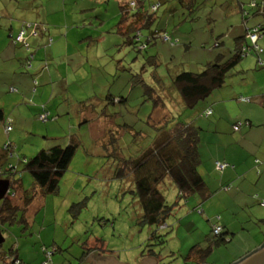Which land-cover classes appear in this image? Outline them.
<instances>
[{
	"label": "rangeland",
	"instance_id": "obj_1",
	"mask_svg": "<svg viewBox=\"0 0 264 264\" xmlns=\"http://www.w3.org/2000/svg\"><path fill=\"white\" fill-rule=\"evenodd\" d=\"M120 1L0 0V107L12 121L8 136L0 124V146L7 139L14 144V154L7 163L17 165L23 188L32 190L33 178L17 164V155L31 157L55 143L65 145L70 138L78 141L57 190L38 192L27 207V225H0V251L11 257L18 245L16 252L24 255L25 263L44 264L47 253L49 264H86L91 253L100 257L96 259L100 264L140 262L141 251L152 243L148 237L155 227L139 223L141 209L131 193L132 173L125 178L115 176L121 167L120 158L139 156L154 138L155 129L147 115L155 108L145 100L144 86L137 78L165 98L166 109H156L152 119L170 114L167 127L177 120L196 123L194 114L203 101L186 108L174 90L168 92L171 76L182 70L200 71L218 53L228 54L234 38L243 35L246 26L264 22V16L254 14L257 8L250 6L261 0H145L147 7L161 4L154 22L142 30V35L159 32L153 45L138 50L125 44L126 37L119 32ZM27 23L38 27H33L30 34ZM23 25L24 42L15 41ZM54 26L62 33L65 29L75 32L52 47L40 40L36 43L34 38L39 33L33 35V31ZM164 34L171 40L164 41ZM51 40L49 37L48 42ZM14 44L22 46L24 53L8 60L14 57ZM258 44L264 48V35ZM155 54L159 63L154 69L148 56ZM254 54L248 53L238 65L254 61ZM141 67L145 71L140 75ZM153 69L159 82H154ZM238 69L236 66L231 72ZM160 84L167 88L164 94L159 91ZM107 95L126 99L110 103ZM44 105L49 112L47 120L37 113V108ZM160 190L172 206L164 224L158 227L165 242L155 248L160 253L158 258L143 256L144 260L154 259L157 264L160 258L161 263L182 264L192 245H209L206 237L212 238L211 222L217 215L218 223L225 228L228 223L233 234L229 241L212 246L206 262L229 264L263 239L264 205L256 201V195L249 194L247 202L238 195L225 204L216 201L220 195L216 199L198 195L180 198L174 185L166 181ZM242 191L248 188L244 186ZM15 201L20 203L18 197ZM200 259L194 257V263H200Z\"/></svg>",
	"mask_w": 264,
	"mask_h": 264
},
{
	"label": "trees",
	"instance_id": "obj_2",
	"mask_svg": "<svg viewBox=\"0 0 264 264\" xmlns=\"http://www.w3.org/2000/svg\"><path fill=\"white\" fill-rule=\"evenodd\" d=\"M160 4L161 2L150 3L147 7L145 0H127L123 4H120V20L117 26H119V32L126 37V39H124L125 44L137 47L138 50H146L149 46L153 45L159 31L151 32L143 36L142 30L148 28L154 22V14ZM250 6L251 8H257L255 11L263 13L264 15V0L257 3L251 2ZM29 24L30 23H27V25ZM34 24H30V34ZM25 26L26 25H23L22 29ZM36 26L38 25L36 24ZM253 29H256L259 35L256 41H252L250 38ZM263 35L264 22H259L250 28H246L243 35L234 38L233 48L228 51V54L218 53L214 59L208 61L200 71L182 70L172 75L168 92L174 90L186 108H194L200 101L206 100L215 90L222 87L227 82L235 72H231L233 68H235L241 59L248 53L254 52L256 66L260 69L264 68V57L262 56L264 54V48L258 44V40ZM161 37L164 41L171 40V37L167 34ZM247 39L249 40V44L247 43ZM175 42L176 41H172L171 44ZM218 44V42L215 43V45ZM23 45L27 47V43H23ZM148 57L151 58V63L154 64L153 68L155 69V66L159 63L158 56L155 54ZM140 69L141 75V72L145 71V68L141 67ZM154 69L152 70L154 82H159V76ZM137 80L141 82L140 85L144 86L145 91H143V95L145 100L150 101L155 108L147 115L149 125L155 129L154 138L150 145H148L139 156L133 159L121 160L120 158L119 162L121 167L116 170L115 176L118 178H125L126 175L132 173L134 188L131 190V193L137 198L141 209L139 223L141 225L145 224L155 227L148 237V241L152 243L146 244L144 250L141 251V256H153L158 258L160 253L157 252L155 248L157 245L165 242L164 236L158 232V227L164 224L165 219L172 209V206L166 203L161 193L160 186H162L165 181L172 183L177 190L178 196L184 199L191 195H198L199 198L206 199L211 193L208 191L203 177L198 172L200 163L198 153L200 128L193 123H185L179 120L173 123L171 127H167L169 122L168 119L172 117L170 114V116L164 115L161 119H152L156 109H166L164 102L165 98L163 95L157 94V89H152L142 78H137ZM134 86L135 83L132 87ZM160 88L162 89L160 90ZM166 89H164L161 84L159 85L161 94H164ZM125 99L126 98L121 96L107 95V100L110 101V103L121 102ZM237 99L239 101H249V98L244 96H239ZM208 111L210 112L208 113ZM103 113L104 110L101 111V116L105 115V113ZM210 113L211 110L208 109L206 114L208 115ZM41 114H46L44 119L40 118ZM38 115L42 120L48 119L49 112L45 105L39 108ZM237 123L240 127L241 121ZM0 124L3 125L4 132L6 136H8L12 130V121L4 116L1 107ZM8 126L10 129L7 128ZM239 127L236 130H239ZM138 132L141 135L143 134L140 130ZM107 135H110V133H107ZM107 139H109V141L111 140V138L108 137ZM77 146L78 141H74L73 138H70L65 145L55 143L50 147L39 149L31 157L17 155V164H21L22 170L27 171L33 178V189L28 190L23 188L22 178L18 175L19 171L17 165L7 163L9 157L14 154L13 141L7 139V141L2 144L0 147V178L9 181V188L6 196L0 199V225L20 224V222H24L25 225H27V219L25 218L27 207L32 203L38 192L49 193L57 190L59 180L67 170ZM222 163L227 164L223 169L233 167V165L227 162ZM215 168L218 169L216 167V162ZM16 197H18L21 204L15 201ZM260 203L264 205L263 201ZM199 208L200 212H203L202 207ZM219 220L220 216L217 215L213 219V222H211L212 238L209 237V239H207L206 237L209 245L204 248L200 243L192 245L183 257L182 264H212L206 262V258L212 250V246H218L219 244L227 242V240L229 241L233 234L229 230L225 231V226L219 224ZM261 221L264 224V218H262ZM215 226L220 227L218 233L214 232ZM0 232L3 233L1 230ZM262 244H264V240L260 243V245ZM44 250L42 248L43 252ZM45 252L47 251L45 250ZM0 253V264H26L15 255L10 257L3 251H0ZM197 256L201 258L199 261L200 263H194V257ZM49 258L50 256H48V259L44 262L49 264ZM159 259L157 264H176L173 262L161 263ZM186 259L188 260L185 261ZM233 263L234 261H231L229 264Z\"/></svg>",
	"mask_w": 264,
	"mask_h": 264
},
{
	"label": "crops",
	"instance_id": "obj_3",
	"mask_svg": "<svg viewBox=\"0 0 264 264\" xmlns=\"http://www.w3.org/2000/svg\"><path fill=\"white\" fill-rule=\"evenodd\" d=\"M126 1L121 0L119 3L123 4ZM254 14L263 15V13L257 11ZM246 28L248 27L246 26L245 30ZM10 30H13L11 25ZM73 32H75L73 29H65L62 33L55 26L54 28L47 27L45 31L37 32L39 34L34 39H36V43L41 41L43 44L46 43V46L52 47L54 44L67 41L66 39ZM11 34L13 35V33ZM49 37L52 38L50 43L48 42ZM15 46V50H12L14 57H8V60L14 59L19 52L24 53L22 46H18V44ZM49 47L45 49L49 50ZM262 56L264 57V54ZM254 59V61L251 59L237 65L239 69L232 74L222 87L215 90L207 98L208 100L203 101L194 114L196 123L193 124L200 128L198 172L203 177L208 191L211 193L210 197L216 199L215 197L220 195L221 197L219 196L216 201H224L225 204L229 199L234 200L238 195L247 199L249 194L256 195V201L264 202V68H258L256 57ZM22 61V59H19V63H22ZM239 96L248 97L249 101H239L237 99ZM37 109V113H39V108ZM208 109L211 110V113L207 115L206 111ZM83 111L81 110L80 113ZM239 121H241L239 130H234L233 125ZM217 161L227 162L233 167L218 170L215 168V162ZM244 186L248 188L247 192L242 191ZM224 206L220 210H223ZM261 209L263 212L261 214L264 215V206ZM227 226L228 223L224 228L225 231H230ZM17 247L13 249L15 251L14 255L25 262L24 255L20 251L16 252ZM93 255L94 253L88 255L85 261L86 264ZM237 259L235 258L232 261Z\"/></svg>",
	"mask_w": 264,
	"mask_h": 264
},
{
	"label": "water",
	"instance_id": "obj_4",
	"mask_svg": "<svg viewBox=\"0 0 264 264\" xmlns=\"http://www.w3.org/2000/svg\"><path fill=\"white\" fill-rule=\"evenodd\" d=\"M9 188V181L7 179L0 178V199L6 196V192ZM3 242V235L0 232V244ZM145 264H155L154 259L144 260ZM233 264H264V244L251 250L243 257L235 260Z\"/></svg>",
	"mask_w": 264,
	"mask_h": 264
},
{
	"label": "built area",
	"instance_id": "obj_5",
	"mask_svg": "<svg viewBox=\"0 0 264 264\" xmlns=\"http://www.w3.org/2000/svg\"><path fill=\"white\" fill-rule=\"evenodd\" d=\"M35 26H36V24L33 25V27H35ZM27 27H30V24L27 25ZM36 27H38V26H36ZM23 29H25V28H23ZM23 29H22V30L19 32V34L16 36L15 41H21V42H24L23 35L25 34L26 30H25V32H24ZM33 33L36 34L37 32L33 31ZM258 37H259V35H258L256 29H253V33L250 35L251 40H252V41H256ZM209 112H210V111H208V113H209ZM45 116H46V114H41V115H40V118L44 119ZM238 127H239V124H238V123L235 124V125L233 126V128H234L235 130L238 129ZM7 128L10 129L9 126H8ZM226 165H227L226 163L216 162V167H217L218 169H220V170L223 169ZM219 231H220V227L215 226V227H214V232H215V233H218ZM47 256H49L48 253H47ZM43 263H44V264H47V262H43Z\"/></svg>",
	"mask_w": 264,
	"mask_h": 264
},
{
	"label": "flooded vegetation",
	"instance_id": "obj_6",
	"mask_svg": "<svg viewBox=\"0 0 264 264\" xmlns=\"http://www.w3.org/2000/svg\"><path fill=\"white\" fill-rule=\"evenodd\" d=\"M98 258L100 259V257L98 256ZM98 258H95V257H92V258H90L89 260H88V262H87V264H100L99 262H96L97 260L96 259H98ZM146 257H143V256H141V259H140V264H145V261H144V259H145ZM138 263V264H139Z\"/></svg>",
	"mask_w": 264,
	"mask_h": 264
}]
</instances>
